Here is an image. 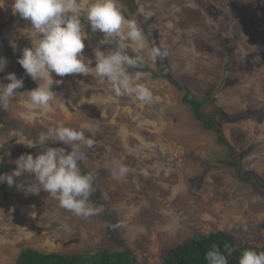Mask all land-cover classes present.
Segmentation results:
<instances>
[{
	"label": "rangeland",
	"instance_id": "374dc122",
	"mask_svg": "<svg viewBox=\"0 0 264 264\" xmlns=\"http://www.w3.org/2000/svg\"><path fill=\"white\" fill-rule=\"evenodd\" d=\"M79 2L87 6L90 0ZM133 2L137 11L143 8L153 16L143 25L119 0L126 18L150 30L139 54L146 69L129 71L141 74L137 82L152 91L155 102L116 96L111 83L94 71L63 77L52 73L60 83L51 87L56 96L46 115L27 108V91L38 87V81L18 63L23 49L33 46L31 23L13 13V0L0 7V57L7 61L0 83L10 82L8 73L23 79L8 109H0V170L6 156L30 149L24 141H36L58 122L77 130L89 125L93 133L85 135L95 143L81 146L87 156L81 166L94 176L96 199L90 201L103 209L83 218L60 207L44 190L26 194L17 185L27 186L34 174L14 177L12 186L0 183V264H15L26 249L67 255L120 252L124 247L136 264H160L166 247L191 234L214 231L240 243L264 244V188L256 184L258 179L264 186V0ZM80 19L87 34L83 55L95 67V50L114 48L92 43V34L104 33L92 32L83 9ZM110 39L119 46V40ZM151 40L169 52L160 60L163 71L150 58ZM127 43V53L136 55ZM185 93L198 101L208 99L205 115L219 112L214 120L228 146L193 118L181 103ZM50 144L71 149L59 141L43 147ZM234 161L242 176L256 179L241 181ZM118 164L130 169L122 180L112 176ZM105 208L118 243L106 232ZM120 222L127 226L116 227Z\"/></svg>",
	"mask_w": 264,
	"mask_h": 264
},
{
	"label": "clouds",
	"instance_id": "9594fccd",
	"mask_svg": "<svg viewBox=\"0 0 264 264\" xmlns=\"http://www.w3.org/2000/svg\"><path fill=\"white\" fill-rule=\"evenodd\" d=\"M4 0H0V7ZM14 14H19L31 23L30 36L33 46L24 48L18 63L26 74L38 81V87L27 91L26 106L30 111L46 115L52 107L51 102L56 94L51 90L54 83L52 73L57 76L67 74L95 75L111 83L116 96L135 95L136 99L145 104L155 102L152 91L137 81L141 74L133 76L129 69H136L143 63L139 55L146 46V36L135 19L126 18L119 0H90L87 6L79 0H13ZM86 11L87 21L92 32L99 30L104 33L101 43H108L110 38L119 40V46L109 51L95 50V67H90L92 61L83 55L87 34L82 26L81 10ZM138 14L144 20L153 16L151 11L138 9ZM35 36V39H34ZM131 42V50L136 55L127 54ZM15 47V45H13ZM169 52L163 44L153 46L150 53L152 62L167 58ZM7 61L0 57V72H3ZM7 84L0 83V109L7 110L13 98L18 94L15 90L23 87V79L14 73H8ZM93 133L89 125H83L80 130L67 127L63 122L42 131L36 141L26 140L24 145L33 147L39 145L43 149L35 157L22 154L15 161L16 168L11 174H0V183H14V177L24 173L34 174V180L23 188L26 194H38L41 190L59 201L60 207L78 217L88 218L99 215L102 208L90 201L95 191L94 176L91 173L82 174L81 164L87 159L81 146L93 147L95 141L85 132ZM63 142L71 150L64 148L43 147L48 142ZM130 169L118 164L112 172L116 180H122ZM35 181V182H34ZM116 227H126L123 222ZM209 264H228L227 257L218 248L213 247L206 253ZM239 264H264V252L254 249L243 251Z\"/></svg>",
	"mask_w": 264,
	"mask_h": 264
},
{
	"label": "trees",
	"instance_id": "16d2710c",
	"mask_svg": "<svg viewBox=\"0 0 264 264\" xmlns=\"http://www.w3.org/2000/svg\"><path fill=\"white\" fill-rule=\"evenodd\" d=\"M123 5L129 11V13L137 17L143 25L147 20H144L143 16L138 14L137 9L134 7L133 0H121ZM81 22L85 21L81 19ZM144 33H150L149 28L144 26ZM104 39V36L96 37L94 34L91 36L92 43H99ZM151 46H159L156 41L151 40ZM106 45L113 47L114 49L118 48V44L113 40L109 39ZM128 54V53H127ZM133 55V54H129ZM134 56V55H133ZM160 70H164V66L160 63V60L156 61ZM136 69H146L144 64L139 65ZM208 101V99L198 101L196 99L190 98L187 93L183 96L181 103L184 106H187L191 109L193 118L200 123L201 127L206 131L214 132L217 136V141L219 144L228 146L227 142L223 138L222 131L216 124L214 120V115L218 114V111L214 112V115L208 116L203 112V106ZM0 110V116L2 115ZM46 147L53 148H64L66 151L71 149L60 146L57 144H50ZM43 149L41 146H34L26 148L25 150H18L11 156H6L0 174H4L6 171L13 170L16 168L14 161L22 154H31L35 157L36 154H39ZM230 154L232 150L230 149ZM222 163V162H221ZM233 166L236 168V176L243 182H248L252 179H256L253 174H248L242 176V170L238 167V162L234 161ZM82 174H87L86 170L81 166ZM257 185L260 188H264L262 182L256 179ZM90 200H95V196L92 194L89 198ZM104 208V204L100 202ZM104 222L106 224V232L111 241L118 243L116 236L113 232L112 227V215L110 211L104 209ZM213 247L219 249V251L227 257L228 264H239L240 257L246 249H254L257 252H264V244L254 245L249 242L240 243L232 235L223 232V231H214L208 234H191L183 242L172 244L166 247L160 256V264H209L206 260V253L211 250ZM15 264H136L133 260L132 253L129 248L124 247L120 252H109L107 249H101L95 253L88 254H45L38 252L33 249H26L20 252L18 255Z\"/></svg>",
	"mask_w": 264,
	"mask_h": 264
}]
</instances>
